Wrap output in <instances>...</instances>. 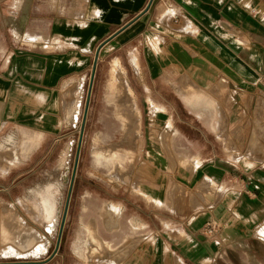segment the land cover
I'll return each mask as SVG.
<instances>
[{
  "label": "crops",
  "instance_id": "obj_1",
  "mask_svg": "<svg viewBox=\"0 0 264 264\" xmlns=\"http://www.w3.org/2000/svg\"><path fill=\"white\" fill-rule=\"evenodd\" d=\"M60 2L0 0L3 170L75 122L96 52L107 41L96 76L106 70L108 85L114 61L122 64L120 77L138 110L142 158L125 205L112 203L105 214V203L101 214L121 209L125 226L147 236L134 243L128 231L122 261L99 264L239 260L250 241L262 240L257 230L264 224V159L247 137L264 127V0H62L59 13ZM107 92L106 115L115 123L95 135L91 153L96 170L108 168L121 178L135 147L132 156L119 153L117 160L115 149L122 148L114 144L107 155L121 133L110 135L120 124ZM9 130L17 131L1 140ZM262 140L257 148H264ZM88 228L86 243L126 245ZM87 254L88 248L83 258H95Z\"/></svg>",
  "mask_w": 264,
  "mask_h": 264
},
{
  "label": "rangeland",
  "instance_id": "obj_2",
  "mask_svg": "<svg viewBox=\"0 0 264 264\" xmlns=\"http://www.w3.org/2000/svg\"><path fill=\"white\" fill-rule=\"evenodd\" d=\"M61 6L62 0L60 2L59 13L61 12ZM114 64L112 67H114ZM112 69L113 68H111V70ZM105 71L106 70H102L100 78L98 77L99 74L95 76L87 122L83 134L78 169L61 242L54 256L53 254L58 242L60 227L70 189L77 147L80 140L81 125L91 73L88 74L83 86V100L79 107L80 112L77 119H75V122L72 124L69 125V123H67L61 127V131L56 134V141L50 136L40 148H35L28 157L13 165L8 171L3 170L0 162V173L7 174L10 172L5 178L0 179V245L4 243V240L13 238L15 235L22 239L23 234L27 233V228L31 226L37 228L50 243L48 252L38 257L4 258L0 255V264H99V262L101 263L103 260L119 262L113 261V259L122 261L121 259L127 255L130 244L128 241L124 243V239L128 231L130 241L134 243L136 241L139 243L140 240L147 236L144 232H139L138 230H133L125 226L124 220L126 219H123L121 209H118L119 211L112 210L108 212L106 216H102L101 214V207L105 203H108V206L104 208V213L105 209H112V203L117 204L121 202L123 203L122 205H125L124 201L128 196L127 190H129V186L133 187L134 185V181L132 180L131 182L129 180L134 177L136 179L138 176V166L142 158V156L139 158L141 155L140 152L138 154L136 151L138 146L136 137L139 135L138 119L133 114H129L126 116V125L122 130L123 134L120 139L124 147H122V145L119 146V148L124 149V151L122 149H115V151L117 150V154L113 159L118 160V156H120L119 152L132 156L133 149L130 145H133V147H135V157L133 158L131 166L127 171L122 173L121 178H119L118 175H115V177L110 176L109 169L106 167H104L106 168L103 169L104 171H98L94 167L91 153L94 146V137L98 132L106 134L110 125L115 123L114 118L106 115V108L108 106H106L107 101L104 100L103 94L106 93V90L109 91V89L107 85H105L107 76ZM106 98L110 104L114 105V103L108 99L107 95ZM102 128L103 130H101ZM263 130L259 133L249 132L247 136L250 143L255 139L253 144L254 146L256 145V147L253 146V151L261 150L263 155L261 159H264V148H257V146L261 138L264 140ZM16 131L17 130H9L2 134L1 140L10 132ZM119 132H121V128L117 126L114 127L110 135H118ZM114 140H116V138H114ZM115 146H118V144ZM240 151L242 155H246L247 149ZM166 152L171 155H169L171 158L174 157L171 151L166 150ZM247 157L252 159L255 158L251 156ZM51 187L56 196L57 205L52 227L51 221L45 217V214L42 211H37V208H41L42 205L36 206L38 203L42 204V195H46L48 188ZM200 194L201 193H199V195ZM214 194H212L211 197H214ZM203 200L207 204H210V198L205 197ZM152 209L161 210V208L156 205H152ZM20 223L23 225L21 226ZM87 226H89L88 232L91 231L94 233L98 231L105 239L112 240L114 245L120 246L124 243L126 244L125 247L119 249L111 244L112 246H107L104 252L102 250L92 251L89 248L88 254H93L94 257L98 259L94 258L92 261H88L86 258L80 257L77 253L78 248H83L85 253L87 249L85 245L86 240H84L87 233ZM110 228L117 229L114 235L110 233ZM261 239L262 240H256L253 244L252 241H250L248 244L249 248L244 246L245 250L242 251L245 253L240 256L239 260H232L229 263H224L264 264V237L261 236ZM88 241L90 242L92 240ZM149 245L150 244L144 246L141 244L139 247L146 248ZM148 259L145 262L146 264ZM125 264H133V262H125ZM207 264H209V262Z\"/></svg>",
  "mask_w": 264,
  "mask_h": 264
},
{
  "label": "bare ground",
  "instance_id": "obj_3",
  "mask_svg": "<svg viewBox=\"0 0 264 264\" xmlns=\"http://www.w3.org/2000/svg\"><path fill=\"white\" fill-rule=\"evenodd\" d=\"M112 68L113 69L111 70V78H110L108 85H107V87L109 89V91L107 92V97L111 102L114 103V106H115L114 107L115 108L114 113H115L116 119L119 121L120 128H121V134L116 136L117 140L116 141L113 140L112 144H110L111 146H109V149H107V152H108L107 155H111V154L113 155L114 154L113 149H111V148H113L112 146H114V144L115 145L118 144V146L122 145V143H121L122 140H120V139L122 138V134H123L122 130L124 129V127L126 125V116L129 114H133L134 116H136L138 114L137 106L135 104L134 99L132 98V91L129 88V86L126 84L124 78L121 79L122 76L120 77V74H125V70L122 67V64L120 63L119 60H116L114 67H112ZM96 141L99 143L102 140H101V138L97 137ZM123 151H124V149H123ZM95 152L99 153V151H97V150H95ZM99 155H101V154H99ZM96 156H98V155H96ZM101 157H102V155H101ZM106 159H109V158H106ZM129 163H131V161ZM127 167H128V165H127ZM120 169L126 170V168H120ZM117 171H118V169H117ZM20 224H21V226L23 225L22 223H20ZM258 234L260 236L264 237V224L261 228L258 229ZM0 239H1V237H0ZM49 244H50L49 241H47V239L44 238V236L40 233V231L37 228H35L34 226H31V227L27 228V233L23 234L22 239H20L19 236L15 235L13 238H8V239L4 240V243L2 245H0V255L4 258H12V257L27 258L30 256L38 257L39 255L48 252ZM111 244H112L111 242L109 243L106 240H92L90 242L88 241L85 245L87 246L88 250L90 248L92 251L102 250L104 252V249H106L107 246H112ZM122 247L123 246H120L119 249L124 248V247L123 248ZM116 250H118V249H116ZM77 253L80 257H85L83 248H81V247L78 248Z\"/></svg>",
  "mask_w": 264,
  "mask_h": 264
},
{
  "label": "water",
  "instance_id": "obj_4",
  "mask_svg": "<svg viewBox=\"0 0 264 264\" xmlns=\"http://www.w3.org/2000/svg\"><path fill=\"white\" fill-rule=\"evenodd\" d=\"M106 42H104L103 44H101L99 46V48L96 52V57H95L93 67H92V72H91V77H90V82H89V88H88V93H87V98H86V103H85V109H84V113H83V120H82V125H81V135H80V140H79V144L77 147V153H76V157H75V163H74V168H73V173H72L70 189H69V193H68V197H67V201H66L64 216H63L61 227H60L58 242H57L56 249L54 251L53 256L57 253V250L59 249V245L61 242V237H62V233H63V229L65 226V221H66V217H67V212H68V208H69V204H70V199H71V195H72V190H73V186H74V181H75V177H76V172L78 169V163H79L80 152H81L82 141H83V134H84V130H85L86 122H87L88 111H89V106H90V101H91V96H92V90H93L94 80H95V76H96L99 51H100L101 47Z\"/></svg>",
  "mask_w": 264,
  "mask_h": 264
},
{
  "label": "flooded vegetation",
  "instance_id": "obj_5",
  "mask_svg": "<svg viewBox=\"0 0 264 264\" xmlns=\"http://www.w3.org/2000/svg\"><path fill=\"white\" fill-rule=\"evenodd\" d=\"M53 197V198H52ZM53 192L52 187L48 188L47 194L42 195L41 201L42 204L38 203L36 206H41V208H37V211H42L45 214V217L51 221V227L54 222L55 214H56V198ZM47 198V199H46ZM44 199V200H43ZM55 200V201H54ZM54 206V207H53ZM48 209V210H47ZM54 209V210H53ZM47 211V212H46ZM49 213V214H48ZM49 215V216H48ZM50 247V246H49Z\"/></svg>",
  "mask_w": 264,
  "mask_h": 264
}]
</instances>
